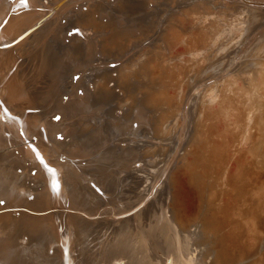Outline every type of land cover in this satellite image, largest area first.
I'll return each instance as SVG.
<instances>
[{
	"label": "bare ground",
	"instance_id": "bare-ground-1",
	"mask_svg": "<svg viewBox=\"0 0 264 264\" xmlns=\"http://www.w3.org/2000/svg\"><path fill=\"white\" fill-rule=\"evenodd\" d=\"M0 264H264V0H0Z\"/></svg>",
	"mask_w": 264,
	"mask_h": 264
},
{
	"label": "rangeland",
	"instance_id": "rangeland-1",
	"mask_svg": "<svg viewBox=\"0 0 264 264\" xmlns=\"http://www.w3.org/2000/svg\"><path fill=\"white\" fill-rule=\"evenodd\" d=\"M2 202H3V201H2ZM2 202H1V203H2Z\"/></svg>",
	"mask_w": 264,
	"mask_h": 264
}]
</instances>
